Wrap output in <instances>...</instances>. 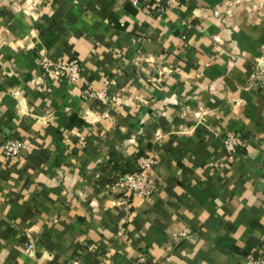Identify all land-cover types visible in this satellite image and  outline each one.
Segmentation results:
<instances>
[{
	"label": "crops",
	"instance_id": "crops-1",
	"mask_svg": "<svg viewBox=\"0 0 264 264\" xmlns=\"http://www.w3.org/2000/svg\"><path fill=\"white\" fill-rule=\"evenodd\" d=\"M163 1L0 0V264H248L264 246V0ZM44 53L78 58L81 82ZM148 155L157 193L133 199L116 184Z\"/></svg>",
	"mask_w": 264,
	"mask_h": 264
},
{
	"label": "built area",
	"instance_id": "built-area-1",
	"mask_svg": "<svg viewBox=\"0 0 264 264\" xmlns=\"http://www.w3.org/2000/svg\"><path fill=\"white\" fill-rule=\"evenodd\" d=\"M157 14L163 15L166 10V4L163 0H143ZM40 66L51 77H63L71 84H79L82 80V64L78 58L69 61L56 60L52 55L44 53L40 57ZM113 81L107 80V86ZM86 96L103 97L104 92L92 91L90 88L86 91ZM243 140L237 135L227 136L223 140L224 148L227 154L234 157ZM24 144L19 140H9L2 146L4 154L10 159H18L22 154ZM155 159L153 156H143L138 161L136 170L123 174L117 185V188L124 192H128L129 196L135 198H148L157 193V185L150 178V173L154 171ZM33 252L34 245H30L27 249ZM248 264H264V246L260 247L255 252L248 254ZM147 258L142 254L138 260V264H146Z\"/></svg>",
	"mask_w": 264,
	"mask_h": 264
}]
</instances>
